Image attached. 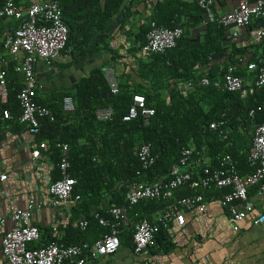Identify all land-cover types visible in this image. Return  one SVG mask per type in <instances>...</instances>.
<instances>
[{"label":"trees","instance_id":"trees-1","mask_svg":"<svg viewBox=\"0 0 264 264\" xmlns=\"http://www.w3.org/2000/svg\"><path fill=\"white\" fill-rule=\"evenodd\" d=\"M54 1L60 8L61 21L67 28L65 49L62 52L72 46L77 37L80 39L79 47L70 48L71 55L100 54L103 50L111 52L108 48L109 40L114 32L121 31L126 37L133 36L134 43H137L128 54L133 58L141 82H144V85L132 89L118 85L117 93L112 94L101 72L103 62H100L74 84L72 113L61 110V99L65 93H61L52 102H45L39 98L35 89L36 101L47 107L53 115L52 121L40 119L35 138L39 142H46L54 162L56 161L51 180L60 176L57 167L59 153L53 144L58 141L68 145L67 172L75 180L72 196H79L78 200L71 199L72 201L79 202L77 204L80 206L85 203V198L93 199L103 193L111 196L110 201L115 204H122L129 184L152 183L170 178L181 148L189 145L194 150L203 149L211 165L216 163L218 157L228 153L236 159L241 172L250 169L246 166L251 136L248 131L253 128V121H260L262 116L257 114L251 119L247 116V110L264 98V84L258 87L254 85L257 68L248 71L246 64L253 62L256 67L264 64V38L248 46L239 41H233L230 45L223 44L225 27L204 17V9L197 6L196 0L190 3L185 0ZM146 7H149V12ZM145 14L144 21H137L134 27L136 29L132 30V20ZM183 17L206 18L200 38L186 29V23L190 20L184 23ZM150 21L165 27L180 25L184 31L173 48L138 57L136 53L145 42V32ZM259 48L262 53L258 52ZM227 65L235 67L233 74L249 78L244 86L252 87L253 91L246 97L241 98L237 92L216 89L211 84L196 85V81L203 76L209 81L220 77ZM5 78L6 96L5 101L0 102V112L7 109L14 117L13 123L18 124L15 117L19 113V107L15 96L22 86L21 76L10 67ZM183 81L193 83V88L184 96L179 93ZM162 92L168 96L167 101L160 97ZM133 93L142 94L145 105L153 109L146 124L140 116L129 121L121 119ZM104 107L112 109L111 117L103 121L96 120L94 110ZM71 118L77 122H70ZM212 120L223 121L221 127L225 131L224 139L217 135V131L207 128ZM81 137L86 143H78ZM141 143H149L154 158L146 169L140 168L134 153V149ZM194 167L189 170L195 177ZM196 192L202 194L205 202L217 197L219 193L215 189L199 191L181 186L174 194L179 197ZM163 207L164 203L160 201L140 200L128 210L129 219L145 217L151 220L149 215ZM99 213L103 215V211ZM83 219L89 226L95 224L102 228L90 215ZM132 230L130 225L120 231L119 246L124 243L131 246ZM158 235L165 238L169 234L165 229H160L155 234V240ZM80 241L77 238L72 243ZM37 245V241L29 244Z\"/></svg>","mask_w":264,"mask_h":264},{"label":"built area","instance_id":"built-area-1","mask_svg":"<svg viewBox=\"0 0 264 264\" xmlns=\"http://www.w3.org/2000/svg\"><path fill=\"white\" fill-rule=\"evenodd\" d=\"M196 4L201 9H208L212 6L213 0H196ZM0 17L15 21L13 29L1 40L5 54H0V99L5 100V76L11 67L13 71L20 74L22 83L15 96L19 107L15 120L29 133L35 135L38 132L40 119L45 118L52 121L53 115L47 107L39 104L35 99L37 96L35 89H38L39 85L33 67L37 61L48 65L61 56L65 49L67 28L61 21L60 8L54 0H0ZM211 19L229 28L226 34L227 39L235 38L238 30L243 27H248L251 43L264 38V0H236L232 8ZM252 23L257 24L251 25ZM182 33L183 27L180 25L165 27L150 21L145 32V42L136 54L138 57H144L150 53H162L173 48ZM258 51L261 52V48ZM256 68L257 72L253 82L258 87L264 84V64L259 67H256L253 62L246 64L248 71ZM234 69L233 65H227L220 77L209 81L203 76L196 81V85L211 84L216 89L237 92L241 98H244L253 91V88L245 87L243 79L233 74ZM101 72L110 92L116 94L118 84L113 70L109 67H102ZM192 88V82L183 81L179 93L184 96ZM164 98L168 100L167 95ZM61 110L67 113L74 110L71 96L62 97ZM112 113L109 107L97 108L94 111L97 120L109 119ZM0 114L4 120L14 119L7 109H3ZM152 114L153 109L145 105L143 95L133 93L121 119L129 121L140 116L146 124ZM257 114H260L262 118L258 122L253 121L252 124L246 154V166L250 168L248 171L241 172L236 159L228 153L218 157L216 163L211 165L203 149L194 150L190 145L183 147L180 150L177 164L171 169L170 178L152 183L133 182L129 184L124 194V203L111 202L103 211V215L99 211L91 214L92 219L104 229L101 235L91 243L80 241L77 244L63 245L50 241L37 246H29L38 241L39 231L30 222V217L40 207V203L30 200L22 209L10 206L8 210L9 227L0 236L2 264H85L96 257L114 253L119 246L118 234L130 225L133 228L132 252L136 255L147 256L150 247L155 245V234L158 230L169 231L172 224L181 226L184 223L185 212H202L205 208L206 203L200 192L175 196L174 192L181 186L199 191L212 189L219 191L218 203L226 210L227 220L233 231L238 230V223L252 211L254 205L249 201L247 191L249 188L256 187V194L259 196L256 202L258 210L251 215L250 221L264 231V98L247 110V116L251 119H254ZM222 124V120H212L207 128L217 131V135L224 139L226 135L221 127ZM38 147L46 148V144L40 142ZM53 147L59 153L57 167L60 176L50 180L46 190L51 205L57 206L71 199L78 200L79 196H72L75 180L67 172L69 167L68 145L56 141ZM134 153L141 169H146L154 161L149 143L139 144L134 149ZM31 156H40L39 150H32ZM41 156L44 157L45 154ZM193 167L195 177L189 170ZM3 179H5V174L0 173V180ZM147 199L163 202V209L157 212L151 220L145 217L130 220L128 210L140 200ZM86 225L85 219L78 223L80 230H83Z\"/></svg>","mask_w":264,"mask_h":264},{"label":"crops","instance_id":"crops-1","mask_svg":"<svg viewBox=\"0 0 264 264\" xmlns=\"http://www.w3.org/2000/svg\"><path fill=\"white\" fill-rule=\"evenodd\" d=\"M185 1L190 3L193 0ZM235 4L236 0H213L212 6L204 9V17L212 20L211 18L225 13ZM146 8L149 12V7ZM145 16L146 14L140 15V18L136 16V20H132L133 26L130 25L131 29L135 30L137 21H144ZM204 17L202 19L183 17L182 21L185 23L186 20H190L186 23V29L193 31V36L200 38L206 20ZM255 24L257 23L251 25ZM14 25L15 21L0 17V42ZM128 26L129 23L126 28ZM225 29L227 34L229 28L225 27ZM226 34L222 41L225 45H230L233 41H239L244 46L255 44L249 39L248 27L240 28L233 39H227ZM79 41L77 37L74 44L50 64L45 65L42 61L35 63L33 71L39 85L38 96L43 101L52 102L54 98L58 99L61 93L73 99L74 84L100 62H103V67L113 70L118 85L126 86L127 89L144 85L137 74L133 58L128 54L129 50L137 44L134 43L133 36L126 37L121 31H116L108 44L111 52L103 50L100 54L71 55L70 48L78 49ZM0 54L5 52L1 49ZM242 79L244 82L249 81V78ZM160 97H165V94L160 93ZM4 101L0 99V102ZM70 122L75 124L77 120L71 118ZM0 130V173L5 174V179L0 180V218L2 219L0 236L9 227V207L22 209L26 207L28 201L33 200L40 203V207L30 217V222L39 231L38 244L54 241L70 245L77 238L88 243L96 240L102 233V228L96 227L95 224L92 226L87 224L86 228L80 230L78 223L86 215L91 216L94 211H104L112 202L111 196L101 193L93 199L85 198V203H81L80 206L77 204L79 202L72 200L57 206L51 205L46 186L51 180L56 161L54 162L48 146L40 149L38 147L40 142L35 135L29 133L22 125L4 120L1 116ZM248 132L251 133L252 129ZM78 143H86V140L81 137ZM34 149L39 150L40 156H31V151ZM43 154H45L44 157L41 156ZM256 192V187L248 189L249 201L254 206L252 211L238 223L237 231L231 229L226 210L218 203V193L217 197L205 202L202 212H185L184 223L181 226L172 224L167 237L158 235L155 245L149 249L147 256L134 254L131 246L124 243L120 244L113 254L96 257L85 264H141L143 262L147 264H264V231L250 221L251 215L258 210L256 202L259 196ZM159 211H154L149 216L154 218ZM2 263L3 257L0 251V264Z\"/></svg>","mask_w":264,"mask_h":264},{"label":"water","instance_id":"water-1","mask_svg":"<svg viewBox=\"0 0 264 264\" xmlns=\"http://www.w3.org/2000/svg\"><path fill=\"white\" fill-rule=\"evenodd\" d=\"M113 254V253H112Z\"/></svg>","mask_w":264,"mask_h":264}]
</instances>
